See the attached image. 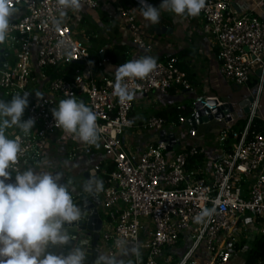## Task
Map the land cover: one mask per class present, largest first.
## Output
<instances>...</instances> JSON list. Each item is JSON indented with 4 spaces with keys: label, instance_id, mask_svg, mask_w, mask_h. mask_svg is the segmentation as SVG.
Listing matches in <instances>:
<instances>
[{
    "label": "built area",
    "instance_id": "1",
    "mask_svg": "<svg viewBox=\"0 0 264 264\" xmlns=\"http://www.w3.org/2000/svg\"><path fill=\"white\" fill-rule=\"evenodd\" d=\"M81 2L91 11L102 7L106 18L115 22L134 50L143 56L154 52L155 43L145 28V19L132 7L116 0ZM14 6L8 35L0 44V50L8 53L6 67H0V93H29L23 119L35 120L28 135L18 129L10 137L18 139L21 146L16 167L22 169L30 156L39 159L47 140L60 130L55 127L51 109L61 99L71 95L95 112L97 125L103 128L98 140L102 162L93 169L103 181V189L96 193L102 220L97 255L98 250L117 254L116 241L120 240L139 251V257L131 254L126 264H202L203 254L210 257L205 264L228 263L230 250L238 241L239 222L246 215L248 222L241 226L246 249H251L249 245L256 238L264 237V135H249L250 125L259 119L264 86V17L250 11L238 12L228 0H205L198 15L200 29L215 49L222 78L252 96L245 124L239 134L233 132L230 149L225 151L223 142L231 125L219 119L216 122L224 121L225 126L214 140L218 146L216 157L208 156L203 146L186 141L167 151L165 138L150 142L137 154L123 138L133 126L130 113L134 99L119 101L113 95L115 79L99 74L104 65L110 64L105 49H97L90 38L75 36L72 12L67 15L66 11L63 22L54 26L57 0H14ZM66 65L76 67L70 78L51 76L52 70L58 72ZM126 83L135 95L192 90L174 56L156 60L155 70L145 79ZM36 92L42 96L36 97ZM202 92V99L187 103L189 116L177 118L175 134L186 129V134L194 137L200 124L190 126L188 119L198 109L211 111L222 104L206 96L209 88L205 82ZM209 101L216 105L209 106ZM166 123L161 116L149 115L144 126L160 132ZM93 146H76L69 158L89 155ZM72 196L85 210L84 222L89 211L77 195ZM203 208L215 211L200 223L194 222ZM181 241L188 245L179 254L176 249Z\"/></svg>",
    "mask_w": 264,
    "mask_h": 264
},
{
    "label": "clouds",
    "instance_id": "2",
    "mask_svg": "<svg viewBox=\"0 0 264 264\" xmlns=\"http://www.w3.org/2000/svg\"><path fill=\"white\" fill-rule=\"evenodd\" d=\"M204 6L205 0H161L158 7L140 0L143 18L153 25L159 23L161 11L195 17ZM81 8V0H57L58 15L53 19L54 26L63 22L67 10L78 12ZM15 12L14 0H0V44L6 40L10 17ZM155 68L156 59L151 56L120 64L114 72L113 95L121 102L132 101L135 93L126 81L143 80ZM28 95L15 94L7 101L0 99V264H84L87 240L73 245L66 255L47 251L50 245L63 246L73 240L69 229L74 222L78 227V222L85 219V210L73 200L71 182L62 183L60 172L16 167L21 146L18 139L6 135V130L15 127L28 135L34 128V119H22ZM35 95L42 96L39 92ZM51 113L55 127L63 133L81 144L98 146L103 128L97 125L95 112L83 102L69 95L61 99ZM82 187L89 194L99 193L103 181L89 178ZM214 211V208H203L194 222L200 223ZM116 248L117 254L98 250L93 264H124L119 257L129 253L139 257L137 247L128 248L124 241H116Z\"/></svg>",
    "mask_w": 264,
    "mask_h": 264
},
{
    "label": "crops",
    "instance_id": "3",
    "mask_svg": "<svg viewBox=\"0 0 264 264\" xmlns=\"http://www.w3.org/2000/svg\"><path fill=\"white\" fill-rule=\"evenodd\" d=\"M111 0H101V4L110 2ZM127 6L132 7L138 14L140 11V0H125ZM231 2L233 8L238 12L250 11L253 15L263 18L264 14V0H228ZM119 2V0H116ZM146 3L158 7L161 0H146ZM124 6V5H123ZM84 7V6H83ZM85 8V7H84ZM87 11H91L85 8ZM102 7L100 8V10ZM99 10V9H98ZM97 10H94V12ZM72 12L73 29L76 37L90 38L94 46L98 48H112L113 46H123L129 56V61L136 59L137 57H144L140 52H137L129 46L115 24L110 23L106 18L104 11H102L101 18L96 22L99 24V30L95 26V21H86V14L73 12L67 10V15ZM93 12V11H91ZM84 15V16H82ZM84 24L86 28L83 27ZM201 19L199 16H177L168 11L160 12L159 23L153 25L150 21L145 20V28L147 32L153 37L155 46L154 52L150 55L156 60H162L170 56H174L177 59L178 66L187 75L190 76V84L192 90H170L167 93L154 92L147 96L143 94H136L134 97L133 107L130 113V119L132 122V128L128 129L124 135V141L137 154L144 151L146 146L150 142L159 140V131H152L145 128L144 123L149 115L161 116L166 119L167 123L164 126L166 134L172 133L176 143L189 142L194 145L203 146L208 156L216 157L218 146H216L214 140L216 136L223 130L225 122L220 123L211 121L208 123H202L196 128V134L194 137H189L185 130L181 134L174 133L175 120L169 114L168 109L184 105L187 106L189 102H195L204 97L202 92V84L205 82L209 88V93L206 96L215 97L222 103L228 102L231 98L232 101H236V98L246 96L248 92L244 88L235 89L233 84L227 83L222 78L219 71V64L216 60L215 49L213 48L211 41L202 33L200 29ZM95 53V51H94ZM118 66L112 64H106L99 71V74L106 78H114V72ZM82 70V68H81ZM188 77V76H187ZM228 86L230 89H228ZM263 96L260 97L262 102L259 108V119L264 123V86L262 92ZM3 95V94H2ZM238 96V97H237ZM3 96L0 97L2 99ZM229 98V99H228ZM230 102V101H229ZM234 113L238 116L235 120H232L230 125L240 118H245V114L242 113L238 107H233ZM24 116V114H23ZM23 119V117H22ZM188 128V126H187ZM18 128H11L6 130V135L9 138L13 133L17 132ZM82 145L79 141L73 140L70 135H66L59 130L54 136L49 138L46 142L45 148L41 153L39 159L34 156H30L22 164V169L27 167H36L40 171L60 172L62 173L61 182L71 181L72 194L77 195L79 192L78 187L83 182L82 174L94 169V166L102 162L100 147L94 145L92 152L89 155L77 154L74 158H69L71 150ZM97 179L100 180L99 175ZM248 222V215L244 216L239 222L237 235V243L231 248V256L228 263H220L216 261L213 264H244L245 257L240 258V254L244 252L247 257V253L243 247V239L245 234L242 231V223ZM187 242L181 241L178 244L176 253L181 254L187 247ZM128 248H131V243L127 244ZM131 256L129 253L127 256L119 257L124 260V264L127 263ZM202 264L209 261L208 256L203 254ZM95 260V259H94ZM94 260L90 264H93Z\"/></svg>",
    "mask_w": 264,
    "mask_h": 264
},
{
    "label": "water",
    "instance_id": "4",
    "mask_svg": "<svg viewBox=\"0 0 264 264\" xmlns=\"http://www.w3.org/2000/svg\"><path fill=\"white\" fill-rule=\"evenodd\" d=\"M0 52V67H6L5 57L8 56V53L3 50H0ZM233 87H235V89H239L238 86L233 85ZM1 96L2 93H0V97ZM244 96H241V98L232 102L230 98V102L228 101L222 103L219 106H215V101H209L207 104L212 107L215 106V108H213L211 111H208L207 109H204L203 111L198 109L195 115L188 119V124L190 126H194L195 124L208 123L211 121H217L219 119H223L225 122H231L238 117L233 111L234 104H236L237 107L241 109L242 113L246 115L249 111V104L252 101V96ZM199 107L200 106H198V108ZM159 138L167 139L169 144L167 151L176 149L177 143L173 133L165 134L164 130H162L159 132ZM82 178L83 182L78 187L79 192L77 193V196L79 200L85 205L86 210L89 211V216L84 222H82V220L79 221L78 227L75 226L74 222V226L69 229L70 236L74 237L73 240H70L68 244L63 246L50 245L47 251L57 255H66L73 245L80 244L81 241L87 240L88 243L84 245L86 248V258L84 260V264H90L91 261L97 257L96 244L98 242L102 220L97 212L99 199L96 193L89 194L84 192L82 187L89 178H97V173L94 170H91L82 174Z\"/></svg>",
    "mask_w": 264,
    "mask_h": 264
},
{
    "label": "trees",
    "instance_id": "5",
    "mask_svg": "<svg viewBox=\"0 0 264 264\" xmlns=\"http://www.w3.org/2000/svg\"><path fill=\"white\" fill-rule=\"evenodd\" d=\"M119 2L120 4L127 6V2L125 0H119ZM105 56L109 58L110 64L115 66H119L120 64L129 61V56L126 51V48L119 45L113 46L112 48H106ZM75 68L76 67L73 65H66L61 68H58L59 70L58 72H56V70L54 71L52 70L50 74L51 76H63L65 78H70L72 74H74ZM187 76L188 79L190 80V76L189 75ZM250 87L253 88L254 84L251 83ZM2 94H3L2 99L5 101L10 100L13 96L12 94H5V93ZM168 111H169L168 115H170L172 119L176 121L179 116L188 117L191 112V109L188 105L187 108H185L184 110H177L175 107H172L169 108ZM161 116L164 117V115L162 114ZM244 124H245V118L237 119L231 124L230 131L227 133L226 138L223 142V149L225 151L230 149V145L233 142V138H232L233 132L239 134ZM259 132H261L264 135V123L260 119H255L250 125L249 135L256 134ZM244 264H264V237H258L253 241L252 247L248 251Z\"/></svg>",
    "mask_w": 264,
    "mask_h": 264
},
{
    "label": "rangeland",
    "instance_id": "6",
    "mask_svg": "<svg viewBox=\"0 0 264 264\" xmlns=\"http://www.w3.org/2000/svg\"><path fill=\"white\" fill-rule=\"evenodd\" d=\"M104 9H99V10H97V11H93V12H91V11H87L83 6H82V8H81V10H80V12L79 13H85L86 15V21L88 20V21H95V26L97 27V29L99 30V24H97V20L98 19H100L101 18V15H102V11H103ZM82 16H84V15H82ZM110 23H111V25L112 24H115V22H113V21H110ZM83 27H85L86 28V25L84 24V26ZM228 89H230V87L228 86ZM6 96V95H5ZM263 96V93H261V95H260V97H262ZM238 97V96H237ZM229 99V98H228ZM239 98H236V100H238ZM261 102H262V99H260V104H261ZM262 104H263V102H262ZM234 108L236 109L237 108V105L236 104H234ZM245 119H246V117H245ZM243 247H244V249H245V251H246V253L248 254V251L249 250H247L246 249V247L243 245ZM249 247H252V245H249ZM246 254L244 253V252H242L241 254H240V258H243L244 259V257H245V260H246V256H245ZM245 262V261H244Z\"/></svg>",
    "mask_w": 264,
    "mask_h": 264
}]
</instances>
